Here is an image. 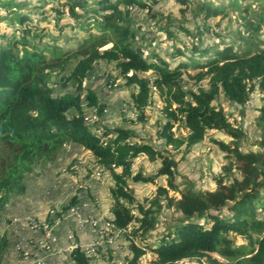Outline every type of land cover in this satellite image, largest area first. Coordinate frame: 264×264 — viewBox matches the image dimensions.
<instances>
[{
    "label": "trees",
    "instance_id": "16d2710c",
    "mask_svg": "<svg viewBox=\"0 0 264 264\" xmlns=\"http://www.w3.org/2000/svg\"><path fill=\"white\" fill-rule=\"evenodd\" d=\"M161 1L0 0V25L16 26L9 31L0 27V223L9 196L24 192L25 174L35 165L53 161L66 145L78 144L111 177L110 223L125 233L133 226L132 256L125 264H142L147 250L156 258L145 264L204 258L208 264H264V136L256 144L259 150L242 151L245 133L229 121L223 107L213 104L223 95L245 109L251 93L264 91V0H226L227 5L178 0L184 8L177 23H164L155 10ZM253 2L259 4L257 9ZM134 8L146 11L157 29L166 32L173 46L170 54L179 58L175 65L159 55V46L152 50L155 38L149 43L140 32ZM233 12L237 16L223 26L222 20ZM63 23L69 27L74 23L73 32L87 34L76 40V48L58 44L64 38ZM51 26L58 36H49ZM94 26L99 34H94ZM207 35L212 42H206ZM99 61L117 63L131 88L136 123L147 121L151 90L159 92L166 119L157 131L162 150L132 129L86 123L83 102L97 108L99 117L105 109L86 85ZM72 63L62 86L73 84L75 92L58 95L50 86L51 74L65 73ZM188 70L195 71L191 77L198 85L206 81L207 87L185 88ZM151 72L153 77L144 76ZM257 124L264 131V108ZM177 127L186 129L187 135H177ZM213 131L232 139L231 143L211 139L227 159L216 188L179 187V163L172 151L184 148L188 153ZM142 155L161 162L154 175L134 172ZM162 177L167 186H159L152 199L137 203L129 182L155 184ZM170 191L180 193V198L170 196ZM165 211L171 212L169 220L163 218ZM236 237L247 244L237 245ZM6 245L0 230V264ZM70 262L93 264L80 245L70 253Z\"/></svg>",
    "mask_w": 264,
    "mask_h": 264
},
{
    "label": "rangeland",
    "instance_id": "374dc122",
    "mask_svg": "<svg viewBox=\"0 0 264 264\" xmlns=\"http://www.w3.org/2000/svg\"><path fill=\"white\" fill-rule=\"evenodd\" d=\"M208 1L216 5L228 4L226 0ZM258 5L253 2V8L257 9ZM183 8L184 6L178 0H163L155 10L162 14L164 23L169 21L175 23L181 18V9ZM133 12L136 13L137 20L142 26L140 32L146 34L147 41L150 43L155 38V41L152 42V50L159 46V55L170 64L175 65L179 58H173L170 54L173 46L168 41L166 32L157 29L146 11L134 8ZM236 16L237 13H230L227 19L222 20L223 26L230 24L229 19H234ZM218 20L220 18H217ZM63 21L66 22L65 19ZM63 25L62 36L64 38L58 44L65 49L76 48V40L87 37L84 31L79 33L72 31L74 23L71 24V27L64 23ZM187 26L190 29L193 28L189 23ZM0 27L2 30L7 29L8 31L16 29V26H7V23ZM50 30L53 31V34H49L50 37L58 36L59 33L55 32L56 28L51 26ZM92 30H94V34H99L100 30L97 26H94ZM178 34L182 40L190 43V38L181 33ZM206 37L208 38L207 43L212 42L211 36L207 35ZM72 65L73 63L65 73L52 72L51 74L50 86L58 95L75 92L76 88L73 84L62 86L67 72L73 68ZM194 74L193 70H188L185 73V88L197 89L198 86L206 88V81L198 85L192 79L191 76ZM144 76L153 77V74L151 72ZM86 85L96 93L98 104L105 105L103 115L99 117L97 108L87 107V103L83 102L84 119L87 124L92 125L99 122L108 128L132 129L146 143L153 145L158 150L163 149L162 141L157 137V131L166 122L163 113L165 102L159 92L154 88L151 90L152 101L146 110L147 121L140 124L136 123V113L131 101V88L125 85L117 63L97 62L88 74ZM84 94L86 96L87 93ZM213 104L223 107L229 121L245 133L246 137L240 143L241 150L244 152L259 150L256 144L264 136V131L258 126L257 118L261 109L264 108V91L257 90L251 93L245 109L234 106L223 95ZM242 111H244V115ZM175 132L177 135L182 134L183 136L188 133L186 129L180 127H177ZM212 138L224 140L226 143L232 141L231 138L213 131L208 133L203 143L194 146L188 153L184 148L178 152L172 151L179 163L176 177V184L179 187H192L196 191H211L216 188V178L222 174L224 166L227 165V159L226 155L211 143ZM160 167V161L151 162L148 157L142 155L136 159L133 170L135 173L154 175ZM111 184L112 180L109 174L94 162V157L88 150L78 144L66 145L53 161L35 165L31 172L25 174L24 192L21 194L12 193L1 213V235L7 233L3 239L6 244L10 241V245L7 244L6 248V250H10L8 256L9 254L13 256L12 253L16 256V258L11 257L10 263L18 264L19 255L26 248L33 251L46 263L48 262L47 264H72L70 253L75 245L85 248L94 244L95 251L93 255H90L93 264H125L126 259L132 256L129 236L133 226L127 233L111 228L110 206L112 200L109 194ZM129 184L134 189L136 202L145 203V200L155 196L159 186H167V179L165 177L158 178L155 184L145 185L131 181ZM170 196L180 198L181 195L170 191ZM170 216L171 212L165 211L163 218L169 220ZM164 219L162 220L165 221ZM35 224L38 225V229L35 228ZM48 235L55 240L50 241ZM236 243L237 245L247 244V241L236 237ZM42 245L47 246L42 248ZM10 246L12 248L15 246V251L12 253ZM212 256L227 262L217 254H212ZM155 258L156 255L147 250L141 263L145 264ZM1 263L10 264L6 262V259ZM177 264H208V261L205 258L201 260L185 259Z\"/></svg>",
    "mask_w": 264,
    "mask_h": 264
},
{
    "label": "built area",
    "instance_id": "2783aa9c",
    "mask_svg": "<svg viewBox=\"0 0 264 264\" xmlns=\"http://www.w3.org/2000/svg\"><path fill=\"white\" fill-rule=\"evenodd\" d=\"M110 225H111V228L115 229L113 224L110 223ZM36 227L38 229V225L35 224V228ZM48 237H50V236L48 235ZM54 240H55L54 238L52 239L50 237V241H54ZM45 246H47V245H44V246L42 245L41 247L43 248ZM77 247H78V245H75L72 250L76 249ZM83 250L86 252V254L88 256L93 255V253L95 251L94 250V244L83 248ZM47 263L43 259H41L39 256L35 255L33 253V251L28 250L26 248H24L22 250V253H21V255H19V260H18V264H47Z\"/></svg>",
    "mask_w": 264,
    "mask_h": 264
},
{
    "label": "crops",
    "instance_id": "0c3cea01",
    "mask_svg": "<svg viewBox=\"0 0 264 264\" xmlns=\"http://www.w3.org/2000/svg\"><path fill=\"white\" fill-rule=\"evenodd\" d=\"M5 235H7V233L5 234H2L1 236H2V238H5L4 236ZM7 244H9L10 245V241H8V243ZM7 247H8V245H6ZM6 247V248H7ZM11 247V253L12 252H14L15 251V246H13V248H12V246H10ZM13 250V251H12ZM10 250H6V253L4 254V257H3V259H2V261H4V259H6V262H8V263H10V261H11V257H15L16 258V256H15V254L14 253H12L13 254V256H11V254H9V256H8V252H9ZM8 256V257H7ZM6 257V258H5ZM9 260V261H8ZM12 262H14V261H12ZM2 264V263H1ZM10 264H12V263H10Z\"/></svg>",
    "mask_w": 264,
    "mask_h": 264
}]
</instances>
